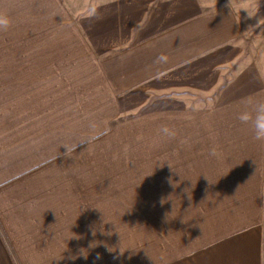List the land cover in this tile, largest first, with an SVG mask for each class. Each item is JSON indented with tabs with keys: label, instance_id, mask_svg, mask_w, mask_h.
<instances>
[{
	"label": "crops",
	"instance_id": "obj_1",
	"mask_svg": "<svg viewBox=\"0 0 264 264\" xmlns=\"http://www.w3.org/2000/svg\"><path fill=\"white\" fill-rule=\"evenodd\" d=\"M0 13V264H264V142L236 119L264 99V0Z\"/></svg>",
	"mask_w": 264,
	"mask_h": 264
},
{
	"label": "clouds",
	"instance_id": "obj_2",
	"mask_svg": "<svg viewBox=\"0 0 264 264\" xmlns=\"http://www.w3.org/2000/svg\"><path fill=\"white\" fill-rule=\"evenodd\" d=\"M9 23H10V20L7 17V15L3 14V13H0V28H6L9 25ZM161 59H163V57H161ZM242 103H243V107L241 108L240 111H238L236 113V119H238L241 124L247 126L250 129L253 140L264 142V99L248 98V99L244 100ZM162 131L164 133H168V129L167 128L162 129ZM95 135H96V125H95V123H90L89 124V134H87L85 136H82L80 138L79 145L80 144H87L92 139H95ZM65 149H66V151H68L67 147H65ZM168 166L171 169V166L170 165H168ZM150 175H147L146 177H148ZM205 179L207 180L206 177H205ZM183 181H185V180H183ZM181 182H182V180H181L180 176H179V180H172L171 177H169V183L171 184L173 189L178 187ZM207 182H208V180H207ZM189 188L191 189V192L187 191V189H189ZM193 188L194 187L192 186V182H191V186L190 187H185L183 189V192L185 194H187V198L189 199V201H191V199H192V189ZM173 193H175V191H173ZM173 193L169 194L166 198H162L160 200V204L163 205L167 201H171L172 202V207H173V201L170 199V196ZM165 220L168 221V213L165 215ZM105 223H110V222H104L103 221L102 224H105ZM100 231L103 233L104 232V227H103V230H100ZM112 232H115V233L119 234V241H120V233H119L118 230H116L114 225H112V230L110 232H108L107 234L111 235ZM95 233H96V229H93V235H95ZM106 250L108 252H110V253H114L113 259L114 260H118L121 256H123V254L127 250H131V249H129V248H121L118 245V250H117V248H112V247H108ZM81 254L85 258H87V255H88L87 252L86 253H82L81 252ZM96 259L97 260L100 259V254L99 253H97Z\"/></svg>",
	"mask_w": 264,
	"mask_h": 264
},
{
	"label": "rangeland",
	"instance_id": "obj_3",
	"mask_svg": "<svg viewBox=\"0 0 264 264\" xmlns=\"http://www.w3.org/2000/svg\"><path fill=\"white\" fill-rule=\"evenodd\" d=\"M218 2V5L229 3L232 0H211V2Z\"/></svg>",
	"mask_w": 264,
	"mask_h": 264
}]
</instances>
